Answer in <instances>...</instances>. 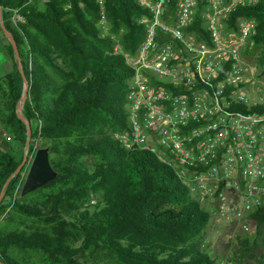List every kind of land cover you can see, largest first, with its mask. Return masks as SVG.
Masks as SVG:
<instances>
[{"label":"trees","instance_id":"1","mask_svg":"<svg viewBox=\"0 0 264 264\" xmlns=\"http://www.w3.org/2000/svg\"><path fill=\"white\" fill-rule=\"evenodd\" d=\"M179 1L165 0L162 20L174 19ZM0 7L28 80L22 107L31 126L28 153L48 147L57 172L23 196L27 167L10 179L0 201V260L218 264L202 248L210 213L177 171L115 137L128 128L125 103L134 68L126 56L144 40L142 19L152 17L151 9L137 0H0ZM239 16L255 22L246 51L262 47L255 64L264 76V0L235 5L226 18L228 30L237 29ZM200 22L197 11L190 28L208 39ZM0 42L10 60L9 71L0 75L1 191L22 160L27 128L15 110L22 76L1 26ZM251 110L264 111V104ZM252 216L258 230L237 238L233 263L260 240L258 262L264 264V208Z\"/></svg>","mask_w":264,"mask_h":264},{"label":"built area","instance_id":"2","mask_svg":"<svg viewBox=\"0 0 264 264\" xmlns=\"http://www.w3.org/2000/svg\"><path fill=\"white\" fill-rule=\"evenodd\" d=\"M137 1L153 15L142 19L145 38L126 56L134 68L128 128L115 137L152 152L224 221L254 236L252 213L264 208V111L251 109L264 104L257 88L264 76L239 51L255 33L254 20L239 16L237 29L228 30L226 18L235 5L256 0H180L168 20L161 19L165 0ZM197 11L208 39L190 28Z\"/></svg>","mask_w":264,"mask_h":264},{"label":"rangeland","instance_id":"3","mask_svg":"<svg viewBox=\"0 0 264 264\" xmlns=\"http://www.w3.org/2000/svg\"><path fill=\"white\" fill-rule=\"evenodd\" d=\"M250 47L249 40L244 45L239 47L240 54L247 59L256 60L257 56L262 53V47L257 48L255 54H250L246 51ZM119 48V46H118ZM6 56V54H5ZM7 57V56H6ZM4 58L0 55V62H3ZM10 60L7 57V61L4 64H0V75H2L5 69L10 67ZM264 94V86L259 83L257 86ZM246 97L250 96L247 90L241 92ZM22 112V109H21ZM23 114V113H22ZM1 129V128H0ZM31 156L32 154L29 153ZM192 196L196 198L202 208L206 209L210 213V220L202 239V248L210 254V256L219 264L222 260H231L234 257V250L237 248V238L247 236L239 227L234 224H228L218 214L213 206V203L209 199L199 200L197 191H193ZM5 216V214L3 215ZM262 243L260 240L253 245L252 249L246 256L237 255V262L234 264H259L260 254L262 253Z\"/></svg>","mask_w":264,"mask_h":264},{"label":"water","instance_id":"4","mask_svg":"<svg viewBox=\"0 0 264 264\" xmlns=\"http://www.w3.org/2000/svg\"><path fill=\"white\" fill-rule=\"evenodd\" d=\"M0 26L2 30L4 31L5 37L8 38L10 41L13 51H14V57L17 59V65L18 69L20 71V74L22 76L23 85H22V91L20 98L16 104V114L18 117L25 122L26 128H27V138L26 142L24 144L23 148V156L21 162L17 165L15 170L8 176L6 179L1 191H0V201L2 197L4 196L5 189L10 181V179L17 174L23 166L27 167L26 175L24 177V180L21 185L20 189V195L23 196L26 193H29L43 185H45L48 181L55 178L57 175V172L53 169L49 162V148L48 147H39L37 148L34 153L30 156L28 153V146L31 136V126L29 120L22 114L21 109L23 107V103L25 101V98L27 96V89H28V80L25 77V74L23 72L22 64L19 60V54H18V48L17 44L11 34L10 31H8L2 22V16H1V7H0ZM0 264H5L0 260Z\"/></svg>","mask_w":264,"mask_h":264},{"label":"crops","instance_id":"5","mask_svg":"<svg viewBox=\"0 0 264 264\" xmlns=\"http://www.w3.org/2000/svg\"><path fill=\"white\" fill-rule=\"evenodd\" d=\"M0 55L4 58V61L3 62H0V64L6 63L7 57L5 56V52L3 51L2 47H1V42H0ZM9 69H10V67L8 69H5L4 73H6L7 71H9Z\"/></svg>","mask_w":264,"mask_h":264}]
</instances>
